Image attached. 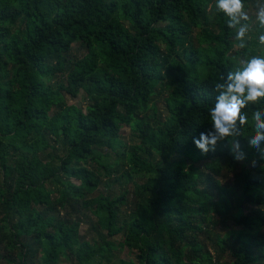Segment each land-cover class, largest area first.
<instances>
[{
	"label": "trees",
	"instance_id": "1",
	"mask_svg": "<svg viewBox=\"0 0 264 264\" xmlns=\"http://www.w3.org/2000/svg\"><path fill=\"white\" fill-rule=\"evenodd\" d=\"M233 35L214 0H0V264H110L117 237L133 256L117 264H264V156L247 143L264 101L243 110V160L232 137L193 143L213 131V81L253 54ZM80 91L84 110L64 99ZM102 176L133 185L132 213L126 188L92 197Z\"/></svg>",
	"mask_w": 264,
	"mask_h": 264
},
{
	"label": "clouds",
	"instance_id": "2",
	"mask_svg": "<svg viewBox=\"0 0 264 264\" xmlns=\"http://www.w3.org/2000/svg\"><path fill=\"white\" fill-rule=\"evenodd\" d=\"M214 10L225 16L227 27L235 33L236 46L246 48L252 16L245 10L243 0H215ZM255 20L264 28V3L256 5ZM258 42L264 46V33L258 36ZM212 85L213 91L218 93L214 106L209 108L213 131L201 132L193 143L207 154L216 150L218 141H229L228 138L232 137L230 153L235 160H243L245 154L236 138L241 136V128L248 122V115L243 110L249 103L264 101V55L238 58L235 67L228 70L227 78L224 79L221 72ZM252 120L253 134L247 138V143L264 156V108L254 109Z\"/></svg>",
	"mask_w": 264,
	"mask_h": 264
},
{
	"label": "rangeland",
	"instance_id": "3",
	"mask_svg": "<svg viewBox=\"0 0 264 264\" xmlns=\"http://www.w3.org/2000/svg\"><path fill=\"white\" fill-rule=\"evenodd\" d=\"M214 4H215V0H214ZM257 4H259L258 0H255L254 3H252L251 1H248L246 3L247 7L245 10L248 11L249 14L252 16V20L249 22L251 28L248 36L246 37V43H247V48H250L253 51L252 55H264V46L260 45L258 42V36L264 33V28H261L258 21L255 20V12H256ZM232 40L234 42L233 50L234 51L240 50L236 46L238 42L235 39V33L233 35ZM72 50L76 56H81L84 53L83 49L80 48L78 45H74ZM64 99L67 105L76 106L82 110H84L85 107L87 106V96L83 91H80L76 97H71L69 95L64 94ZM121 138L122 141L127 144V146L137 143V140L133 137L130 128L126 124H122ZM114 159H116L115 156L113 157V160ZM123 169L124 168L121 165V171H119L120 174L122 173ZM220 180L222 185L231 183V174L224 169L222 176L220 177ZM134 182L136 183V185L139 186L142 184L143 178L136 177L134 179ZM72 183L76 185L78 184L75 181H72ZM121 188L127 189L126 205L124 207V210L127 213H132L135 207L136 197H137L136 194L134 193V187L132 184L122 183V187H121V184L113 181L112 177L106 178L102 176L101 183L99 184L97 191L92 195V197L97 196L98 194H103V195H110V194L113 195V193L118 194ZM93 219L94 218L90 216V220L94 221ZM211 228H213L216 232L224 231L219 225H215V224H213ZM80 236L83 241L85 240L89 242L91 241L92 238H94V232L90 229L89 222H85L81 225ZM110 254H111V258H113L110 264H117L118 261L120 260L122 261L133 260V256L129 253L128 249L122 246V240L120 237L115 238V240L113 241ZM39 257L36 259V262L39 261ZM57 264H75V262L73 261V259L63 256L59 259ZM90 264H97V260H92Z\"/></svg>",
	"mask_w": 264,
	"mask_h": 264
}]
</instances>
